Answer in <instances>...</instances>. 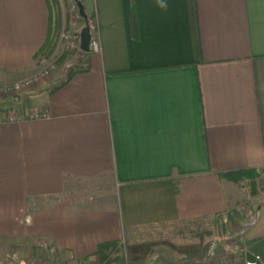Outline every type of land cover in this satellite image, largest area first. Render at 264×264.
<instances>
[{
	"label": "crops",
	"instance_id": "obj_1",
	"mask_svg": "<svg viewBox=\"0 0 264 264\" xmlns=\"http://www.w3.org/2000/svg\"><path fill=\"white\" fill-rule=\"evenodd\" d=\"M80 1L100 51L23 97L47 119L0 125V259L46 242L56 264H99L118 243L112 264H235L212 246L138 262L127 247L226 217L240 195L222 175L264 173V0ZM54 39L46 0H0V84L33 75ZM247 240L264 264V210Z\"/></svg>",
	"mask_w": 264,
	"mask_h": 264
},
{
	"label": "rangeland",
	"instance_id": "obj_2",
	"mask_svg": "<svg viewBox=\"0 0 264 264\" xmlns=\"http://www.w3.org/2000/svg\"><path fill=\"white\" fill-rule=\"evenodd\" d=\"M58 6L62 17V24L61 29L55 36L53 43L56 42L59 34L68 28L75 12H79L76 7L75 0H58ZM83 28L84 24L81 25V29ZM75 54L62 57L58 60L59 71L56 75H54L53 79L46 84V86L41 85L32 91L30 90L22 95V97L18 100L0 92V116H11L13 112L17 111L25 113L26 111L31 112L32 110L30 107H27L23 103V97H27L32 93L50 89L54 87V83L56 81H60L64 77L68 76L71 71L65 74L68 68L66 66L63 67V62H65L67 58L73 57ZM77 67L75 69H77ZM235 186L237 187V191L240 195L239 203L233 211L227 214L226 217H217L211 221L203 223L202 225L195 226L196 230H194V233L187 232L178 233L173 236H164L161 238V241L154 242L157 244L156 246H164L169 251H173L169 248L168 244L184 249L192 246L194 247L200 243V252H205V250L207 251L212 246V248L221 251V253L227 254V259L235 260V264H242L241 259L245 258L244 252L246 251V245L248 243V228L256 222V216L259 211L264 210V173H254L250 175L246 181H243L238 186ZM1 246L2 252L0 262H9L11 264H56L55 259H52L48 255V253L50 254V252H48L49 250L41 248L37 245V243H35L34 247L28 250V252L22 251L18 254V256H15L14 245L4 244ZM193 247L192 250H194ZM192 252L193 253L184 255L194 256L200 253H195V251ZM123 261L124 260H122V262ZM99 264H101V260ZM211 264L220 263L215 259L211 261Z\"/></svg>",
	"mask_w": 264,
	"mask_h": 264
},
{
	"label": "built area",
	"instance_id": "obj_3",
	"mask_svg": "<svg viewBox=\"0 0 264 264\" xmlns=\"http://www.w3.org/2000/svg\"><path fill=\"white\" fill-rule=\"evenodd\" d=\"M83 24V19L80 13L77 11L72 16V20L70 21L68 28L62 33L59 34L58 39L53 45L43 53H41L37 59V70L36 72L24 79L19 80L13 84H4L0 85V92L3 94L12 97L15 100H18L22 97L26 92L32 91L37 87L46 84L51 81L59 71L58 60L65 56H70L75 54L80 50V33H81V25ZM90 51L98 53L100 51V42L98 39H93L90 44ZM48 114L44 112H22L17 111L13 112L11 116H0V125L13 122L15 120H39V119H47ZM41 248L49 250L48 252L54 253V248L51 247L49 243L46 242H38ZM248 251L246 250L244 254L246 255ZM245 257V256H244ZM0 264H11L0 262ZM24 264V263H22ZM242 264H252L246 262L245 258Z\"/></svg>",
	"mask_w": 264,
	"mask_h": 264
},
{
	"label": "trees",
	"instance_id": "obj_4",
	"mask_svg": "<svg viewBox=\"0 0 264 264\" xmlns=\"http://www.w3.org/2000/svg\"><path fill=\"white\" fill-rule=\"evenodd\" d=\"M46 2L50 10V36L55 37L60 31L62 24V19H61L62 17H61V13L59 12L58 0H46ZM75 3L77 9H78L77 4H80L83 7V4L80 0H75ZM83 24L84 26L90 27L91 32H97L99 29L97 20L95 19V17L92 16L91 17L87 16V20L86 21L83 20ZM84 71L85 70L83 69L77 68L69 73L68 79L73 77L75 74ZM252 174H254V172L252 171H238V172L224 174L222 175V177L232 182L234 185L238 186L241 182L246 181ZM156 245L157 244L153 242L135 247H127V256L129 261L138 262L143 260L151 252V249ZM168 246L171 250L176 251L180 254H190L193 253L192 251L198 253L200 252L201 249L200 243L198 245H195L194 247L192 246L194 250H192V247L180 249L171 244H168ZM120 250H121V245L118 243L101 245L97 252V255L100 257L101 264H112L114 262L113 256L118 254Z\"/></svg>",
	"mask_w": 264,
	"mask_h": 264
},
{
	"label": "water",
	"instance_id": "obj_5",
	"mask_svg": "<svg viewBox=\"0 0 264 264\" xmlns=\"http://www.w3.org/2000/svg\"><path fill=\"white\" fill-rule=\"evenodd\" d=\"M79 13L84 21L87 20V15L84 12L83 7L77 4ZM92 41L91 29L88 26H84L80 33V50L83 53H90V44ZM245 260L252 264H261L260 260L255 257L252 253L247 252L245 255Z\"/></svg>",
	"mask_w": 264,
	"mask_h": 264
}]
</instances>
